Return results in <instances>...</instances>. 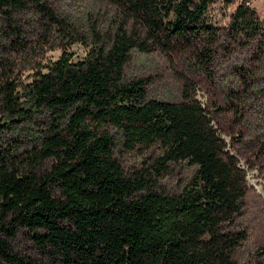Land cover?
Listing matches in <instances>:
<instances>
[{
    "label": "trees",
    "instance_id": "16d2710c",
    "mask_svg": "<svg viewBox=\"0 0 264 264\" xmlns=\"http://www.w3.org/2000/svg\"><path fill=\"white\" fill-rule=\"evenodd\" d=\"M105 1L118 18L108 48L74 61L63 52L30 76L21 96L0 70V133L35 116L43 125L22 169L20 159L0 152V264H36L13 251L19 231L53 264H236L246 239L237 224L244 170L188 89L177 103L149 100L143 80L122 74L131 50H191L208 69L215 30L206 12L213 0ZM27 4L0 0V38L11 49L21 46L12 15ZM29 4L56 24L41 0ZM229 30L248 42L258 21L240 5ZM112 133L122 151L149 153L151 163L125 174ZM181 162L194 168L188 184L173 195L155 192L153 181Z\"/></svg>",
    "mask_w": 264,
    "mask_h": 264
},
{
    "label": "rangeland",
    "instance_id": "374dc122",
    "mask_svg": "<svg viewBox=\"0 0 264 264\" xmlns=\"http://www.w3.org/2000/svg\"><path fill=\"white\" fill-rule=\"evenodd\" d=\"M24 1L28 3L25 9L12 15L13 27L21 33V46L11 49L0 38V70L9 75L19 96L30 76L44 71L39 67L57 60L63 52L74 61L94 47L108 48L112 43L118 18L105 0H41L56 24L38 15L29 0ZM240 5L251 10L258 21L259 30L248 42L229 30ZM206 17L215 30L208 69L195 63L191 50L173 55L131 50L122 74L127 81L143 80L149 100L177 103L186 88L204 106L225 149L245 173L246 193L237 224L246 232V239L233 259L236 264H264V0H213ZM1 110L0 105V116ZM41 121L35 116L33 122L11 124L0 133V152L7 150L12 159H20L19 170L43 128ZM112 137L115 158L125 174L141 172L151 163L149 153L124 152L119 136L112 133ZM48 166L45 162L41 169ZM193 173L194 168L184 162L170 164L165 175L154 177L155 192L177 194ZM10 245L17 255L36 264H53L23 231L16 233Z\"/></svg>",
    "mask_w": 264,
    "mask_h": 264
}]
</instances>
